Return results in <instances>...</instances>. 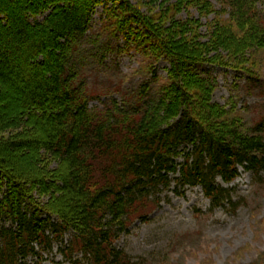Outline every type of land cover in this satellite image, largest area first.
Instances as JSON below:
<instances>
[{"label":"trees","instance_id":"16d2710c","mask_svg":"<svg viewBox=\"0 0 264 264\" xmlns=\"http://www.w3.org/2000/svg\"><path fill=\"white\" fill-rule=\"evenodd\" d=\"M193 1L203 6L219 2L233 20L249 27L244 49L263 53L264 0ZM111 2L125 20H145L128 0ZM102 3L19 0L10 8L0 5V83L17 85L21 114L26 112V122L39 127L37 137L12 144L11 150L43 152V158L63 170L61 179L37 184L44 195L55 196L45 207L29 201L16 176L0 168V194L5 191L0 198V264H31L30 259L39 258L38 248L64 245L67 235L70 242L61 253L71 264H139L116 241L136 220L146 222L149 208L159 207L171 176L179 174V187H201L216 209L238 205L218 178L231 183L240 167L254 176L264 174V120L243 129L235 119L230 126L220 120L218 110L209 109L207 116L193 113L180 85L172 87L170 98L165 92L163 99L154 98L147 87L102 109L90 107L96 97L85 75L82 53L88 48L83 41ZM118 31L150 45L159 38L158 28ZM213 35L211 48H216L226 30ZM189 45L182 41L163 48L174 58L178 77H188L193 60L199 59L198 45Z\"/></svg>","mask_w":264,"mask_h":264},{"label":"rangeland","instance_id":"374dc122","mask_svg":"<svg viewBox=\"0 0 264 264\" xmlns=\"http://www.w3.org/2000/svg\"><path fill=\"white\" fill-rule=\"evenodd\" d=\"M17 1L4 0L0 5L10 8ZM128 1L144 21L125 20L115 11L116 4L103 0L83 41L88 48L81 52L85 75L96 97L92 109H102L111 100L121 102L147 87L154 98L163 99L164 92L170 98L172 87L180 85L188 93L187 106L193 107V113L207 116L209 109L218 110L220 120L230 126L235 119L243 129L264 120V50L254 54L242 46V41L249 39L248 26L239 25L217 1H207V9L193 0ZM143 24L158 28L156 43L146 44L133 37L139 40L134 43L123 31L117 32V28L128 30L130 26L141 29ZM220 29L226 30L225 41L211 48L217 38L213 33ZM7 31L8 27L1 33ZM182 41L198 45L195 54L199 59L193 60L188 77L176 75L174 58L163 51L165 46L174 48ZM19 108L17 85L0 83V168L16 176L29 201L47 207L55 196L44 195L37 184L61 179L63 170L58 162L43 158V152L11 150L12 144L39 135V127L32 120L26 122V112L21 114ZM203 123L206 125L205 120ZM239 173L232 183L217 179L238 205L216 209L202 188L179 187V174L171 176L169 189L160 194L159 207L147 210L146 222L136 220L118 238L116 247L139 264H264V174L254 176L243 167ZM69 242L67 235L64 245L54 242L50 251L38 248V260L29 262L71 264L61 253Z\"/></svg>","mask_w":264,"mask_h":264}]
</instances>
